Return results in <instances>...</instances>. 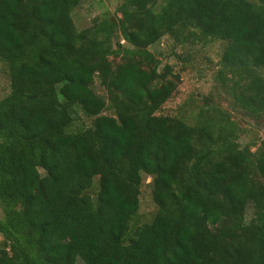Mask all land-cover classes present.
Wrapping results in <instances>:
<instances>
[{"label": "trees", "instance_id": "trees-1", "mask_svg": "<svg viewBox=\"0 0 264 264\" xmlns=\"http://www.w3.org/2000/svg\"><path fill=\"white\" fill-rule=\"evenodd\" d=\"M83 1L0 0V264H264V141L221 106L160 114L181 75L150 49L219 42L216 79L264 118V0H122L79 30Z\"/></svg>", "mask_w": 264, "mask_h": 264}, {"label": "rangeland", "instance_id": "rangeland-1", "mask_svg": "<svg viewBox=\"0 0 264 264\" xmlns=\"http://www.w3.org/2000/svg\"><path fill=\"white\" fill-rule=\"evenodd\" d=\"M161 2L162 0H159V3ZM121 3L122 0H84L73 11L77 28L83 30L89 27L96 17H102V15L111 17L119 15L117 9ZM150 49L161 60V67L165 64L173 65L176 72L181 75L176 93L163 105L160 114L189 116L198 112L202 107L221 106L231 111L233 118L241 125L242 132L239 141L242 145L252 142L259 145L264 141V118H253L243 111L234 109L231 97L215 77L220 59L219 42L180 45L165 36L161 42L152 45ZM119 60L120 55H116L113 57L112 63L115 65ZM93 87L99 94H107L98 76L95 78ZM9 91L10 80L7 68L0 60V99L6 96ZM104 113L112 114L113 111L108 109ZM73 114L74 119L68 130L77 131L90 126L93 122V117L87 116L79 108H76ZM95 179L98 181L97 177ZM96 180L94 183H97ZM150 182L151 177L146 175L141 187L139 212L130 223L129 234L138 225L150 222L157 210ZM0 216H2L1 211ZM3 241L4 239L0 235V245L4 244Z\"/></svg>", "mask_w": 264, "mask_h": 264}]
</instances>
